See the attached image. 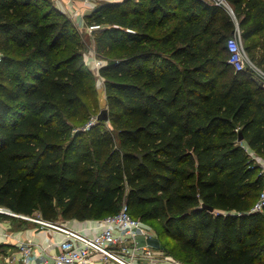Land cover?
Masks as SVG:
<instances>
[{
	"label": "trees",
	"instance_id": "trees-1",
	"mask_svg": "<svg viewBox=\"0 0 264 264\" xmlns=\"http://www.w3.org/2000/svg\"><path fill=\"white\" fill-rule=\"evenodd\" d=\"M226 1L264 64V0ZM86 20L106 26L98 50L127 55L100 69L108 121L85 132L71 123L99 99L74 21L52 0H0V206L87 221L126 202L184 264H264V181L243 147L264 157V84L229 63L235 20L205 0L107 1Z\"/></svg>",
	"mask_w": 264,
	"mask_h": 264
},
{
	"label": "built area",
	"instance_id": "built-area-1",
	"mask_svg": "<svg viewBox=\"0 0 264 264\" xmlns=\"http://www.w3.org/2000/svg\"><path fill=\"white\" fill-rule=\"evenodd\" d=\"M117 2L118 0H111ZM125 1V0H121ZM224 3V0H220ZM74 1L70 0V4L74 8ZM233 12V11H232ZM80 13V12H79ZM68 15L70 13L67 12ZM78 15V11H75ZM106 26L102 24L82 25L81 28L89 32H95L104 29ZM228 48L231 53L229 63L237 70L242 71L247 67L252 70L262 72L258 66L249 58L247 51L241 41L240 31L236 30L234 36L228 39ZM94 68H102L106 63L96 58L90 61ZM98 69V76L103 78ZM104 82L105 79L103 78ZM96 118L85 127L90 129L95 123ZM243 147L249 156L259 166L260 174L264 181V157L259 156L246 143ZM264 211V185L260 192L259 198L255 203L251 212ZM8 215L35 222L47 230L57 233L61 236L58 243H50L47 246L34 242L32 239L21 240L18 242L19 254L0 253V259L7 263H15L17 261L23 264H138V260L143 255L150 256L152 252L141 245L139 237L143 235L145 239L153 238L147 230L144 229L141 221L133 217L127 204H124L118 214L108 216L101 220L102 228L95 235L87 234L83 230L75 229L68 225L64 220L48 221L44 220L41 215H25L18 214L14 211L0 206V216ZM58 247V252H52L50 249Z\"/></svg>",
	"mask_w": 264,
	"mask_h": 264
},
{
	"label": "crops",
	"instance_id": "crops-1",
	"mask_svg": "<svg viewBox=\"0 0 264 264\" xmlns=\"http://www.w3.org/2000/svg\"><path fill=\"white\" fill-rule=\"evenodd\" d=\"M74 8L69 5L70 0H55L56 7L69 16L78 29L81 28L82 25L86 24V18L88 14L94 11L98 7V3L96 0H73ZM112 2L111 0H108ZM115 2V1H114ZM75 11H78V15H75ZM70 13V15L67 14ZM80 12V13H79ZM89 54V53H88ZM96 59L95 53L90 51V54L86 56V61L91 67V60ZM247 144V143H246ZM247 147H249L247 145ZM102 219L97 220H87V221H66L69 226L83 230L87 234L95 235L100 232L102 228L101 224ZM29 223L26 220H13V219H3L0 217V246H5L4 250L6 253H15L17 256L19 254V246L18 242L21 240L32 239L34 242L41 245H48L50 243H58L61 240V236L57 233H53L46 228L41 227L38 224L35 226L27 225ZM153 238L147 240L143 235H140L139 240L142 246L147 247L152 252V255L147 256L143 255L137 261L138 264H180L174 261L169 257L154 255L155 252L160 250H155L153 248H160L158 244L152 240ZM162 249V248H161ZM52 252H58L59 248L56 246L50 249ZM154 256V257H153ZM4 264H9L3 261ZM36 262L35 264H37ZM12 264V263H10ZM13 264H23L22 262H15Z\"/></svg>",
	"mask_w": 264,
	"mask_h": 264
},
{
	"label": "rangeland",
	"instance_id": "rangeland-1",
	"mask_svg": "<svg viewBox=\"0 0 264 264\" xmlns=\"http://www.w3.org/2000/svg\"><path fill=\"white\" fill-rule=\"evenodd\" d=\"M52 1L54 2L55 0H52ZM96 1H97L98 5H100L103 2H107L108 0H96ZM205 1L223 7L224 10L235 20L236 28L234 29L233 33L228 32L227 30L223 31V33L227 34L226 38H230V37L234 36L236 30L237 31L239 30L240 34H241V29H240V27L238 25V21L236 19V16H235L234 12H232L233 8L230 6V4L226 0H224V3H222L220 0H205ZM94 11H92L88 15H91ZM86 24L87 25H93L91 23H88L87 20H86ZM97 32L98 31L89 32L86 29H78V34L80 35V39L82 40V43L85 46L84 51L87 52V54L85 56H88L90 54V51H91V54H92V52L95 53L96 58L100 59L101 61H110V60L114 61V60H119L121 57H124V56L127 55V48L126 49H122V47L120 45L116 46L115 50H113L111 53H108L105 48L102 49L101 51L98 50L97 47H96V35H97ZM258 38L259 37H256V38L252 39L251 41L246 42L244 40L243 36L241 35V41H242V43H243L245 48H246L247 44H250L251 42L257 41ZM258 52L259 51L255 52V54L257 55ZM27 54H28V51H22L21 50L20 52L15 53L12 56V58L16 59V60H19V59H22V58L26 57ZM247 54H248L249 58L258 66V68L262 72H264V64H260L259 62L254 61L251 58V56L254 55V52L251 53V55L248 52H247ZM2 56H3V51L0 50V64L2 62ZM91 68L95 72V75H96V85H97V89H98V99H99L98 100V105L97 106L95 105V107H89V116L90 117H89V120L87 121V123H85V125H81L83 122H80V123L77 122V123H74V124L71 123L73 125V127L76 128L77 130H81V131H85V132L88 131V129L85 130V127L92 121L93 118L94 119L96 118V120H97L98 116L101 115L103 110H105V109L108 110V101H107V95H106V90H105L106 81L104 82L103 78H100L98 76V69H100V68H98V67L94 68L93 65L91 66ZM246 69L250 70V72L252 73V76L254 78H256L258 82L264 84V74L263 73H261L260 71L252 70L250 67H247ZM13 70H17V66H14ZM106 124L108 126H110L109 122H107ZM124 204H126V202H123L121 204L120 208H122V206ZM118 213L119 212H117L116 214H118ZM37 214L38 213H36V215ZM13 218H15V220H20L21 221V219H19V218H16V217H13ZM137 219H139L141 221V223L144 226V229L147 230L149 232V234L153 236L152 240H154L158 244V246L160 247L158 249L153 248L155 250H160L158 252H155L154 255H159L160 257L161 256L169 257V258L173 259L174 261H176L177 263L184 264L183 261L179 260L180 258L183 257V255L179 252L178 244L175 241L167 238L165 235H163L161 233L162 228H163V223L162 222L161 223L160 222H147V221L141 220V218H137ZM28 222L29 223H27V225H29V226L30 225L31 226H35V224H36L35 222H30V221H28ZM172 251L176 254V256L178 254L181 257L180 258L178 257L179 259L176 258V256L174 254H172L173 253ZM3 261L4 260L0 259V264H4Z\"/></svg>",
	"mask_w": 264,
	"mask_h": 264
},
{
	"label": "water",
	"instance_id": "water-1",
	"mask_svg": "<svg viewBox=\"0 0 264 264\" xmlns=\"http://www.w3.org/2000/svg\"><path fill=\"white\" fill-rule=\"evenodd\" d=\"M98 119H100L102 121H108V110L107 109L103 110L101 115L98 117ZM242 140H243V137L241 136L240 141H242ZM140 157H142V156H140ZM208 209L213 210V208H209V207H208Z\"/></svg>",
	"mask_w": 264,
	"mask_h": 264
}]
</instances>
